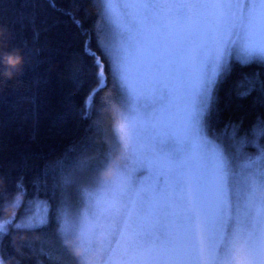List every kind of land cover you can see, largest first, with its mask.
Returning <instances> with one entry per match:
<instances>
[{"label": "snow or ice", "instance_id": "obj_1", "mask_svg": "<svg viewBox=\"0 0 264 264\" xmlns=\"http://www.w3.org/2000/svg\"><path fill=\"white\" fill-rule=\"evenodd\" d=\"M93 2L91 32L68 13L84 37L72 79L96 81L80 108L85 120L111 114L109 101L97 97L111 82L120 107L116 146L95 163L85 156L61 170L51 216L47 201L34 196L20 219L4 218L27 195L19 178L11 200L0 194V239L30 235L54 219L52 264L66 255L75 264L93 256L96 264H264V116L248 129L243 121L214 126L233 65L264 67V0ZM253 93L264 106L256 72L242 73L226 95ZM109 171L114 176L102 178ZM34 201L43 215L29 216Z\"/></svg>", "mask_w": 264, "mask_h": 264}, {"label": "trees", "instance_id": "obj_2", "mask_svg": "<svg viewBox=\"0 0 264 264\" xmlns=\"http://www.w3.org/2000/svg\"><path fill=\"white\" fill-rule=\"evenodd\" d=\"M68 13L82 21L89 32L98 19L93 0H0V194L11 200L21 177L27 188V195L19 197L20 208L4 211L6 220L20 219L26 211L23 205L34 196L46 199L49 215H54L59 203L55 185L61 170L85 156L95 163L115 140L117 101L110 81L97 97L109 101L111 114H94L92 120L80 117L83 99L96 81L85 76L79 85L73 82L72 62L74 57L83 58L84 37ZM92 47L100 54L95 41ZM87 63L91 65L90 58ZM252 72L264 78L262 66L233 65L220 91V117L214 122L218 130L229 120L243 121L248 129L257 116H264L256 93L246 98L226 95L242 73ZM29 241L30 247H21L22 242ZM58 247L57 225L52 219L30 235L13 231L0 239V256L5 264H52L47 253ZM63 264H75V260L66 255Z\"/></svg>", "mask_w": 264, "mask_h": 264}, {"label": "rangeland", "instance_id": "obj_3", "mask_svg": "<svg viewBox=\"0 0 264 264\" xmlns=\"http://www.w3.org/2000/svg\"><path fill=\"white\" fill-rule=\"evenodd\" d=\"M115 109V116H118L119 114V111H120V107H119V104L117 103V105H115L114 107ZM114 127V126H113ZM115 136V134H114ZM116 146V137H115V140L113 141V143L111 144V147L110 148H114ZM113 156H118V153L116 152H113ZM122 162V161H120ZM102 178L104 179H108L106 177V173H102L101 174ZM76 199L75 195H73V199ZM39 201H47L46 199L44 198H38ZM48 203V201H47ZM75 203V202H73ZM49 205V203H48ZM29 216L31 215H43V209H42V206L39 205L36 201L33 202V206L30 208V211L28 212ZM86 264H96V257L93 256V257H90L89 260L86 262Z\"/></svg>", "mask_w": 264, "mask_h": 264}, {"label": "clouds", "instance_id": "obj_4", "mask_svg": "<svg viewBox=\"0 0 264 264\" xmlns=\"http://www.w3.org/2000/svg\"><path fill=\"white\" fill-rule=\"evenodd\" d=\"M114 171H109V172H107L106 173V177L107 178H112L113 176H114ZM77 254L79 255V254H83V249H79V250H77Z\"/></svg>", "mask_w": 264, "mask_h": 264}]
</instances>
